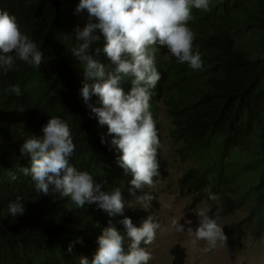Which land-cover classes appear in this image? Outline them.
I'll return each instance as SVG.
<instances>
[{
  "label": "trees",
  "instance_id": "trees-1",
  "mask_svg": "<svg viewBox=\"0 0 264 264\" xmlns=\"http://www.w3.org/2000/svg\"><path fill=\"white\" fill-rule=\"evenodd\" d=\"M78 4L79 0H0V11L14 15L21 31L43 53L39 67L18 59L12 68L0 66V264H79L81 257L91 258L97 238L108 226L110 218L96 204L79 208L59 194L44 196L36 191L31 175L20 172L31 168L30 156L21 155L22 145L29 137L42 136V127L53 117L71 130L76 151L70 163L92 175L102 191L121 189L125 211L111 218L116 228L124 234L119 223L124 217L139 227L148 216L130 207L135 203L128 192L131 175L117 163L120 153L111 147L107 125L99 124L80 94L84 65L71 50L75 29L97 21L89 20L86 9L77 12ZM192 16L188 26L195 35L193 51L200 53L203 67L196 71L176 58L165 60L167 49L152 46L150 54L161 79L150 90V111L161 139L157 118L158 101L163 100L174 137L183 147L182 159L203 162L184 174L182 190L201 197H208L209 191L217 194L219 202L211 213L217 220L247 208V217L226 232L241 239L250 227L258 240L264 237V0H210L209 10L192 9ZM93 35L100 40L93 42L89 54L111 67L106 54L95 53L104 46L103 35L98 29ZM15 84L21 88L20 96L6 91ZM120 86L127 93L130 80ZM89 103L102 106L96 96ZM251 148L256 151L250 163L233 160L232 155ZM157 159L156 183L166 176L161 148ZM13 174L18 179L13 180ZM144 192L155 197L151 206L159 208L153 188ZM17 197L25 212L13 218L8 204ZM217 208L222 209L218 217ZM70 244L72 253L67 252ZM127 246L126 240L125 251ZM172 251L173 264H186L183 248Z\"/></svg>",
  "mask_w": 264,
  "mask_h": 264
},
{
  "label": "clouds",
  "instance_id": "clouds-1",
  "mask_svg": "<svg viewBox=\"0 0 264 264\" xmlns=\"http://www.w3.org/2000/svg\"><path fill=\"white\" fill-rule=\"evenodd\" d=\"M209 7L210 0H79L76 8L77 12L86 9L89 20L95 18L97 21L89 22L82 30L75 29L76 43L71 50L84 65L80 94L99 124L107 125V133L113 137L111 147L120 153L117 163L126 175H131L129 195L144 210H148L155 199L144 189L156 185L160 167L158 149L161 147L150 111V90L156 87L161 75L150 49L159 45L180 64L200 70L203 60L198 51H193L195 35L188 24L193 19L192 9L207 11ZM97 29L105 43L102 49L96 48L95 53L97 56L101 51L106 54L111 67L89 54L93 42L100 40V36L93 35ZM17 59L39 67L43 53L21 31L14 15L0 11V66L12 68ZM126 79L131 83L127 93L120 86ZM6 91L21 95L19 84L10 85ZM93 96L98 97L101 107L89 103ZM159 116L158 109L161 129ZM101 143H105L103 136ZM75 151L68 124L58 117L50 118L42 127V136L29 137L22 145L21 155L30 156L31 168H22L20 172L31 175L38 193L70 198L79 208L96 204L110 218L97 238L96 251L91 258L81 257L79 264H149L152 254L145 246L154 243L161 228L159 219L148 215L137 227L131 218L124 217L119 221L125 229L122 234L111 219L124 215L125 198L121 189L102 191V185L94 181L92 175L77 170L70 163ZM11 178L16 180L18 176L13 174ZM208 200L218 203L219 197L209 191ZM221 210L217 208L216 217ZM8 211L13 218L24 215L25 204L20 197L8 204ZM210 211V206L193 210L198 218L195 228L191 227V220L185 221L188 225L185 229L179 219H172L170 230L177 234L186 232L191 237L192 247L203 244L200 251L211 253L218 245L226 244L227 236L217 219L209 215ZM73 247L74 244H70L67 252L72 253Z\"/></svg>",
  "mask_w": 264,
  "mask_h": 264
},
{
  "label": "rangeland",
  "instance_id": "rangeland-1",
  "mask_svg": "<svg viewBox=\"0 0 264 264\" xmlns=\"http://www.w3.org/2000/svg\"><path fill=\"white\" fill-rule=\"evenodd\" d=\"M168 54L165 60H172ZM159 113L161 120V150L163 158L166 161V176L156 183L153 193L157 195L159 208L150 206L148 210L142 209L136 203H129L133 211L141 210L148 215H154L159 219L161 228L157 232L153 244L147 246V250L152 254V260L149 264H173V249L176 247L183 248L186 253V264H264V237L255 240L252 237L250 227L246 228V237L238 239L235 235L226 232V228L235 223H239L247 217L248 209L243 207L227 218L218 219L217 223L223 228L227 236L226 244L218 245L211 253L204 254L200 247L190 245L191 237L185 232L177 234L170 230L172 219H179L181 224L186 220H191V227L195 228L198 224V218L193 210L211 207L209 215L217 202L208 200V197H201V194L189 192L187 189L182 190L180 186L181 178L191 168L199 167L203 163L199 159H182V144L177 141L173 134L174 126L168 115V107L161 100L158 101ZM256 148L250 151L232 155L233 160L240 164H248L252 161ZM212 154L216 155L215 152ZM228 193V191H224ZM232 192L229 194H235ZM213 216V215H212ZM214 217V216H213ZM188 225L185 224V229Z\"/></svg>",
  "mask_w": 264,
  "mask_h": 264
}]
</instances>
